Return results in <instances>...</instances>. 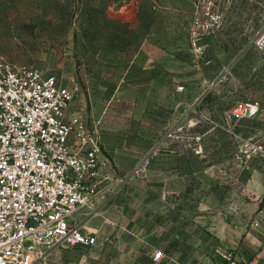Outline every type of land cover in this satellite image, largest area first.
Listing matches in <instances>:
<instances>
[{
  "label": "rangeland",
  "instance_id": "rangeland-1",
  "mask_svg": "<svg viewBox=\"0 0 264 264\" xmlns=\"http://www.w3.org/2000/svg\"><path fill=\"white\" fill-rule=\"evenodd\" d=\"M124 1L0 0V53L72 88L73 102L88 122L94 99L116 98L109 126L160 132L164 147L194 149L204 120L227 132L228 143L241 153L247 140L264 143V102L256 116L238 119L233 114L264 101V89L249 88L252 64L264 51L256 44L264 34V0H134L136 10L118 13ZM106 6L113 8L109 12L115 22L108 21ZM132 26L137 29L129 30ZM137 32L146 36L147 53L155 59L148 58L146 68L115 64L114 53ZM139 77L145 86L131 97L128 84L137 85ZM139 164L125 176L147 173L149 166L140 171ZM218 249L213 246L211 254L220 255ZM86 254L87 249L55 247L35 264Z\"/></svg>",
  "mask_w": 264,
  "mask_h": 264
},
{
  "label": "crops",
  "instance_id": "crops-1",
  "mask_svg": "<svg viewBox=\"0 0 264 264\" xmlns=\"http://www.w3.org/2000/svg\"><path fill=\"white\" fill-rule=\"evenodd\" d=\"M137 4L125 0L117 12L130 13ZM111 9L106 6L107 19L115 22ZM147 41L137 32L135 39L114 53V63L146 68L148 58L155 59L147 53ZM259 54L260 60L252 64L251 90L264 89V51ZM140 78L137 85L128 84L131 97L145 86ZM115 100L94 99L89 122L77 101L66 111V121L79 116L100 138V194L79 217L83 230L96 237V244L73 248L87 249L89 256L56 262L155 264L152 256L161 249L165 257L158 264H225L219 254H211L214 246L234 250L238 259L257 258L264 264V158L247 160L240 147L228 143L227 132L216 130L212 121L204 120L202 155L195 154L193 147L159 145L160 132L109 126ZM263 102L255 101L258 106ZM146 158L150 159L147 173L138 178L125 176Z\"/></svg>",
  "mask_w": 264,
  "mask_h": 264
},
{
  "label": "built area",
  "instance_id": "built-area-1",
  "mask_svg": "<svg viewBox=\"0 0 264 264\" xmlns=\"http://www.w3.org/2000/svg\"><path fill=\"white\" fill-rule=\"evenodd\" d=\"M256 44L264 48V34ZM183 87H178L182 90ZM75 91L38 68L17 64L0 53V264H35L55 247H90L96 237L83 230L80 215L100 194V138L81 117L66 121ZM235 118L256 116L248 103ZM172 137V134L169 135ZM194 153H204L203 136ZM243 156L264 158V143L245 142ZM150 159H144L140 171ZM225 264H259L218 249ZM164 251L154 252L160 263Z\"/></svg>",
  "mask_w": 264,
  "mask_h": 264
}]
</instances>
